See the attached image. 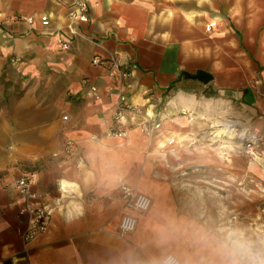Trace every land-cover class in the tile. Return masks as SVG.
<instances>
[{
  "label": "crops",
  "instance_id": "crops-1",
  "mask_svg": "<svg viewBox=\"0 0 264 264\" xmlns=\"http://www.w3.org/2000/svg\"><path fill=\"white\" fill-rule=\"evenodd\" d=\"M86 2L88 19L77 22L73 0H0V264H108L116 249L148 242L159 211H189L175 176L247 171L208 142L232 110L264 137V0ZM40 14L50 18L45 29ZM72 25L77 33L62 49L56 37ZM95 56L116 57L130 74L109 75ZM199 72L206 82L191 77ZM121 93L160 127L147 134L129 119L125 137L107 134ZM22 174L34 203L51 209L28 242L20 235L28 213L13 185ZM122 184L148 195L150 207H128ZM123 212L137 220L126 234Z\"/></svg>",
  "mask_w": 264,
  "mask_h": 264
},
{
  "label": "clouds",
  "instance_id": "clouds-1",
  "mask_svg": "<svg viewBox=\"0 0 264 264\" xmlns=\"http://www.w3.org/2000/svg\"><path fill=\"white\" fill-rule=\"evenodd\" d=\"M108 264H264V225L199 206L161 210L148 242L116 249Z\"/></svg>",
  "mask_w": 264,
  "mask_h": 264
},
{
  "label": "rangeland",
  "instance_id": "rangeland-1",
  "mask_svg": "<svg viewBox=\"0 0 264 264\" xmlns=\"http://www.w3.org/2000/svg\"><path fill=\"white\" fill-rule=\"evenodd\" d=\"M42 71L45 73L44 69ZM44 94L40 93L41 101H46ZM16 95L22 94L17 92ZM58 95L55 90L51 91L50 100ZM236 113L237 110H232L223 120L224 124L212 128L208 142L214 150L226 151L237 162L241 160L247 171L239 172L238 167L231 172H221L214 167L188 169L175 176L176 192L184 209L199 206L213 212L221 210L235 220L264 225V144L247 149L240 133L253 130L245 129Z\"/></svg>",
  "mask_w": 264,
  "mask_h": 264
},
{
  "label": "built area",
  "instance_id": "built-area-1",
  "mask_svg": "<svg viewBox=\"0 0 264 264\" xmlns=\"http://www.w3.org/2000/svg\"><path fill=\"white\" fill-rule=\"evenodd\" d=\"M74 10L71 12L74 20L77 22H84L88 19L87 9L88 4L86 0H73ZM25 19L28 22L33 21V16H27ZM39 20L43 28H47L50 23V18L47 14H40ZM206 25V28H209ZM77 33V29L72 25L68 31H64L62 34L57 35L56 41L60 44L62 49H70L72 40ZM91 62L93 64H101L102 62H108V74L111 76L118 75L125 78L130 74L129 70L122 67L119 60L114 56L102 59L100 57H93ZM85 82L86 80L83 79ZM93 92H96V87L90 85ZM64 120L67 119V115H63ZM129 119H135V125L139 127L143 132L152 134L153 130L160 127V121H155L148 113L144 110L142 105L136 104L131 101L124 93L117 96L115 108L113 111V120L115 125L110 128L107 134L116 137H125L128 129L127 124ZM134 122V121H133ZM242 142L245 144L247 149H252L255 145L264 144V137L258 135L253 131H242L240 133ZM174 138H170L168 143H172ZM73 147L72 140H67L64 144V151L66 154L71 153ZM13 185L19 192L23 200V211L28 213V224L27 227L22 230L21 238L24 242L30 241L36 234L43 231L49 223L51 209L44 204H35L34 199L37 194L31 190V177L29 174H22L13 179ZM121 192L126 201V205L130 208L137 210H147L151 205V198L137 191L134 187L127 184L121 185ZM136 217L130 213L123 212L119 221V232L120 234H126L131 232L136 227Z\"/></svg>",
  "mask_w": 264,
  "mask_h": 264
},
{
  "label": "water",
  "instance_id": "water-1",
  "mask_svg": "<svg viewBox=\"0 0 264 264\" xmlns=\"http://www.w3.org/2000/svg\"><path fill=\"white\" fill-rule=\"evenodd\" d=\"M207 76L208 75L206 73H204V72H199L197 74L191 75V77L197 78V79H199V80H201L203 82H206L208 80Z\"/></svg>",
  "mask_w": 264,
  "mask_h": 264
},
{
  "label": "trees",
  "instance_id": "trees-1",
  "mask_svg": "<svg viewBox=\"0 0 264 264\" xmlns=\"http://www.w3.org/2000/svg\"><path fill=\"white\" fill-rule=\"evenodd\" d=\"M172 85H170V87H171ZM204 94H206V95H211L212 94V91H207L206 89H204Z\"/></svg>",
  "mask_w": 264,
  "mask_h": 264
},
{
  "label": "bare ground",
  "instance_id": "bare-ground-1",
  "mask_svg": "<svg viewBox=\"0 0 264 264\" xmlns=\"http://www.w3.org/2000/svg\"><path fill=\"white\" fill-rule=\"evenodd\" d=\"M232 131V130H231Z\"/></svg>",
  "mask_w": 264,
  "mask_h": 264
}]
</instances>
